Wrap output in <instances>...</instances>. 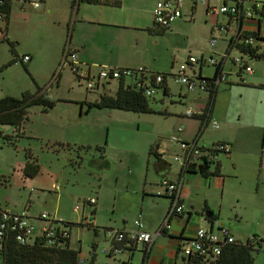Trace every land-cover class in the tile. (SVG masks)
I'll return each instance as SVG.
<instances>
[{
  "label": "crops",
  "instance_id": "0c3cea01",
  "mask_svg": "<svg viewBox=\"0 0 264 264\" xmlns=\"http://www.w3.org/2000/svg\"><path fill=\"white\" fill-rule=\"evenodd\" d=\"M35 1L38 2L36 7L30 0L17 1L14 6L11 5L7 20H0V42H10L13 52L2 67L20 62L31 74H39L37 63L40 61L37 59L36 62V58L43 51L41 62L48 69L47 76L42 80L45 83L40 87L37 85L35 92L30 89H22L20 92L35 95L40 89L54 100L53 108L47 111L41 108L47 119L48 113L57 109L56 102L70 101L79 108L80 114L85 112V115L100 110L90 104L97 101L101 94L114 95L116 89V83L111 82L97 90L76 92L73 82L78 81L66 65L60 66L67 43L71 51L77 53L79 67L89 76L96 75L102 66H142L152 72L175 73L178 64L189 56L197 59L194 65H189L190 72L194 70L202 77L211 78L215 74V65L218 64L220 75L226 76L218 84L210 110V119L217 122V127L209 122L203 125L200 119V110L207 101V95L197 92L190 93V97L182 92L183 86L176 85L178 97L170 100L192 106L195 114L188 119L193 122L173 125L169 136L170 145L162 146L157 140L151 139L141 148L142 152L135 165L132 163L127 166L128 178L136 180V183L132 189L127 190L125 196L114 197L106 204L101 186L97 184L96 198L90 196L82 201L80 227L91 231L93 237L85 247L82 239L75 245L74 249L79 251L80 258L92 260L93 264H190L182 249L194 238L197 229L217 230V224L220 223L228 226L234 238L241 241L252 235L264 237V58L250 60L248 65L253 72L244 70L240 74L238 65L233 63L239 53L228 42L238 33L240 23L226 14L208 11L209 7L222 5L239 6L243 12L253 10L255 20L243 22L242 30L256 31L264 38V0H184L181 18L163 33H157L159 29L154 27L153 22L152 10L157 0H104L117 2L116 5L88 4L78 0ZM174 36L175 40L172 39ZM212 37L216 38L213 46L209 43ZM166 39L171 42L173 49ZM25 40L31 44L18 54L15 45ZM202 40L208 48L201 47ZM258 45L264 47V42ZM25 55L30 56V59L23 62L22 57ZM166 60L170 63L169 70L164 67ZM204 67L210 68V72H204ZM171 90L172 86L168 82V97L173 94ZM4 96L15 97L12 94ZM153 110V113L172 114L167 108L163 111ZM173 113L184 117L183 111ZM61 114L64 116L65 113ZM180 124L184 128L178 132ZM188 126L192 129L189 132ZM22 130L24 136H28L24 125ZM206 131L210 134L205 136ZM97 133L99 136L94 143L78 140L79 136L75 137L74 134L59 137L51 132L29 133V137L43 139L49 144L48 150L53 155L63 152L74 154L68 161L73 168L77 165V172L74 171L73 177L64 171L58 172L56 176L52 175L51 185L54 184L53 178L56 180L57 177L63 182L71 177L76 182L85 183L78 170L82 168L87 154L92 157L89 163L93 168L110 170L111 164L104 155V149L102 154L92 152L93 147L100 146L104 138L106 143L109 142V126L104 124ZM173 134L178 136V141L171 139ZM188 143L208 148L219 144L229 145L227 152H217L215 161L219 167L218 174L183 172L179 163L172 165L170 160H166V155L173 151L175 161L174 156L181 153L182 144ZM75 145L79 146L77 150L74 149ZM85 146H90L91 149L83 151L81 147ZM26 154L21 170L23 176L37 178L40 171H43L42 164L33 156L31 149ZM28 156L35 158L39 164V171L33 177L25 176L23 172L25 164L31 162ZM50 177L51 175L42 176L40 184L47 182ZM163 180L179 182L178 198L183 204V213L168 220L170 192L162 183ZM97 181L99 183V178ZM39 186L45 188L44 185ZM125 188H128V183ZM89 198H93L95 202L90 203ZM85 205L89 207V213L95 216V222L84 219ZM238 205L244 208L243 213L239 211ZM6 208L15 212L22 209L15 203L11 206L6 203ZM45 208V212L55 214L52 218L64 219L59 216L57 206L52 211L48 204H45ZM103 208L108 217L104 224L97 221ZM32 209V215H37L38 212ZM109 210L111 214H108ZM206 213H211V216L206 217ZM137 217H140L145 230H162L151 246L145 249L141 243H136L126 246L118 254L103 253V247L109 248L114 244L109 232L133 229V221ZM34 220L36 224H40L39 220ZM243 220L247 227L241 225Z\"/></svg>",
  "mask_w": 264,
  "mask_h": 264
},
{
  "label": "rangeland",
  "instance_id": "374dc122",
  "mask_svg": "<svg viewBox=\"0 0 264 264\" xmlns=\"http://www.w3.org/2000/svg\"><path fill=\"white\" fill-rule=\"evenodd\" d=\"M16 3L17 1H14L12 6ZM175 38V36L172 37L173 40ZM166 40L173 49L171 42L168 39ZM200 43L201 47L208 48L203 40ZM30 44L26 40L21 41L15 45V49L19 54ZM11 46L12 44L7 40L0 42V67L6 64L13 55ZM260 49L264 50V47ZM42 52L40 51L36 58V62H38L37 59L40 61L37 63L39 74L35 72L31 74L20 62L16 65L0 69V98L5 94L20 97L22 89H30V91L35 92L38 86L40 87L45 83L42 80L47 76L48 69L41 62L44 57ZM169 66V60H166L164 67H167L169 70ZM204 72H210V68L204 67ZM168 82L172 86V96L162 97L160 93L157 94L152 107L153 109H161L162 111L167 108L172 111V114L168 112L167 114L135 113L116 109H100L85 115V112L80 114L79 108L77 109L74 103L68 101L64 103L56 102L57 109L48 111L49 118L47 119L44 116L45 112H41V107H31L28 118L24 123V129L28 136L16 138L15 147L0 144V206L6 208V203L10 206L15 203L20 205L22 209H28L29 212L33 208L36 213H46L54 217V213L45 212V204H48L51 206V211L53 207L57 206L59 216L64 217V219H61L67 222L78 223L83 211L82 201L90 196L96 198V192H98L97 184L101 186L106 204L111 202L114 197L125 196L127 190L132 189L136 183V180L128 178L127 166L132 163L135 165L137 158H139L142 152L141 148L145 147V144L151 139L157 140L162 146L170 145L169 136L173 125L179 124V122H184L185 124L193 122L188 117H181L179 114L173 113L179 110L183 111L185 105L180 104L181 102H178V100H170L178 97V87L170 80ZM73 83L76 92L85 93V82L83 80L79 83L76 81ZM79 84L80 87L78 86ZM113 87H115L114 84ZM182 92L190 95L185 87L182 88ZM89 94L91 95V93ZM61 113H65L64 116ZM104 124L109 126V142L106 143V138H104L101 140L102 144L100 147H103L104 155L109 160L111 168L110 170L102 171L93 168L89 163L92 157L87 154L85 160L82 162V168L78 170L79 176H83L81 180H84L85 183L76 182L71 178L74 176V171L77 172V169H75L77 165L73 168L68 161L74 155L73 152L69 154L63 152L57 156L53 155L48 150V146L50 145L46 144L43 139L29 137V133L32 135V132L35 131H40V133L51 132L59 137H70L74 134L75 137L79 136L78 140L81 139L85 142L94 143L93 141L98 139L97 136H99V133H97L99 127L101 128ZM58 126H61V128H58ZM187 129L189 132L191 126H188ZM0 132L12 134V128L7 125H0ZM209 134L208 131L204 133L205 136ZM1 142L2 139L0 138ZM78 147L75 145L74 149L77 150ZM29 149H31L33 156L37 157L42 164L43 171H40L37 178H25L21 171L25 162L26 151ZM92 150V152H95L94 149ZM172 153L173 151L166 155V160H170L172 165H176L178 162L173 161ZM63 171L65 174L69 173L71 177H68L64 182L58 180V177L56 180L53 178L54 184L51 185L52 175L56 176L58 172ZM90 174L94 178L89 177ZM50 175L51 177L47 182L44 181L40 184L39 180H41L42 176L49 177ZM98 178L99 183L97 181ZM87 182L90 183L87 184ZM127 183L128 188H125ZM39 185H44L45 188H40ZM75 206H79V208L74 209ZM238 208L241 213L244 212V208L241 205H238ZM84 210V219L89 220V218L93 217L91 222H95V216L89 213L87 205H85ZM108 214H111V210H109ZM97 218L99 223L104 224L108 218L107 211L103 208ZM244 221L241 222V225L247 227V224L243 223ZM91 237H93L91 231L80 227V225L73 226L70 229L71 246L73 248H75V245L81 239L84 241L85 247ZM253 264H264V251L255 255Z\"/></svg>",
  "mask_w": 264,
  "mask_h": 264
},
{
  "label": "trees",
  "instance_id": "16d2710c",
  "mask_svg": "<svg viewBox=\"0 0 264 264\" xmlns=\"http://www.w3.org/2000/svg\"><path fill=\"white\" fill-rule=\"evenodd\" d=\"M14 1L20 0H0V20H7L11 5ZM74 1V0H73ZM88 4H106L116 5L117 2H107L104 0H78ZM203 1V0H202ZM184 4V3H183ZM228 6V5H227ZM183 7V6H182ZM230 7V6H229ZM154 8V7H153ZM240 9V12L231 13L229 11L221 13L226 14L230 18L240 23L238 33L229 39V44L233 46L239 53L240 63L233 62L239 67L240 74L248 66L250 60H259L264 58V50L260 49L258 44L264 42V38L259 36L256 31L242 30L243 22H251L255 20V12L251 11V15L245 14L246 11ZM153 15V10H152ZM182 16V8H181ZM181 18V17H179ZM175 19L173 22L178 20ZM154 22V20H153ZM169 26H159L154 23V27L159 29L157 33H163ZM30 57V56H29ZM190 57V56H189ZM189 57L184 62L178 64L177 71L181 64L185 65V72L189 76V79L194 80L197 85L194 91H189L185 85H179L173 82V77L177 73H165V72H152L143 67L142 71L135 68H130L132 73L128 79H125L123 75L119 76L116 81H109L116 83V89L114 95L101 94L99 99L92 104L93 108L98 109H116L123 111H130L135 113H153L152 103L155 101L156 95L162 96L168 95V81L183 86L189 93H205L207 95V101L200 110V119L205 125L211 123L210 110L213 101L214 94L217 91L218 84L223 82L220 76V66L216 64V70L213 77H202L194 70L189 71V65H194L197 62H190ZM8 63L7 65L11 64ZM128 68V67H126ZM161 75V80L157 81L156 77ZM226 78L225 74H223ZM219 76V77H218ZM240 77V76H239ZM217 78L220 80L217 82ZM127 80V81H126ZM203 85L201 89L200 86ZM149 90H153V93H149ZM93 91V90H87ZM182 98V96H181ZM55 105V101L48 98L45 93L40 89L37 93L28 94L24 93L20 97L4 96L0 98V125H7L12 128V134H3L0 132V138L2 142L0 144L6 146L15 147L16 138L24 136L25 133L22 127L28 118L30 108L33 106H39L44 111H47ZM192 107L190 105L185 106L183 110L184 117L186 116L184 111ZM161 114H167L165 112H157ZM4 143V144H3ZM1 148V146H0ZM82 149H89L90 146L81 147ZM91 149V148H90ZM93 149L100 154L103 152V148L100 146H94ZM210 150V148H207ZM28 153V152H27ZM27 156V154H26ZM31 158L30 156H28ZM160 161V159H158ZM218 163L215 160H210L207 156L197 158V161L188 163L186 169L182 168L183 172H200L202 175L218 174ZM39 171V164L35 158H31V162H27L24 166L23 172L25 176L33 177ZM52 217V216H51ZM210 220H213L211 218ZM79 223L67 222L65 220H51L50 227L53 229V236L47 238L43 234L36 232L32 236L27 237L24 242H20L16 238V233L13 231H6L3 236L0 237V264H93L92 260H84L80 262L79 251L75 250L70 245V229L73 226H79ZM208 231H212L211 229ZM234 238V236H233ZM115 244V242H114ZM125 250L126 244L122 243ZM128 243V245H132ZM220 248V253L215 254L213 252V243L206 244L204 251H195L191 255L187 256L190 264H253L255 255L264 251V237L260 235H252L245 241L235 239L231 242L223 240L216 243Z\"/></svg>",
  "mask_w": 264,
  "mask_h": 264
},
{
  "label": "built area",
  "instance_id": "2783aa9c",
  "mask_svg": "<svg viewBox=\"0 0 264 264\" xmlns=\"http://www.w3.org/2000/svg\"><path fill=\"white\" fill-rule=\"evenodd\" d=\"M21 1V0H20ZM32 1L33 5L36 7L38 6V2L35 0ZM184 0H157L154 8H153V20L155 24L159 26H169L171 22L175 19L181 17V8L183 6ZM257 5V4H256ZM208 11L211 13H224V12H231V13H239L240 9L239 6H227L222 5L219 7H209ZM245 14L250 16L252 13L250 10L246 11ZM1 18V17H0ZM216 42V38L212 37L209 43L213 46ZM30 59L28 55L22 57V61L26 62ZM190 62H196V58L190 56ZM236 63H240L241 59L236 57L234 59ZM66 65L69 71L72 73L74 79L78 82L84 81L85 82V90H97L98 88L103 87L109 81H116L119 76L123 75L125 79L130 76L132 73L130 68H120V67H108L102 66L99 68L96 75L89 76L84 70L79 67V60L77 53L71 51L68 43L65 45L63 49V56L61 60L60 66ZM139 71L143 70L142 66L135 68ZM245 70L249 73L253 72L251 66H246ZM219 77V76H218ZM220 79H225L224 75L220 76ZM217 78V82L220 80ZM157 81L161 80V75L156 77ZM173 82L179 85H185L189 91H194L197 83L194 80L189 79V76L185 72V65L181 64L175 76L173 77ZM203 88V85L200 86ZM149 93H153V90H149ZM192 107H188L184 114L186 116H191L193 114ZM213 127H217L218 124L216 121H212ZM184 128L183 124H180L177 127V131H181ZM171 139L173 141H178V136L176 134L171 135ZM181 146V153L179 155L174 156V160L178 162L181 166V169H186L188 163L197 161V158L202 156H207L210 160H216L217 152H227L229 150L228 144H219L217 146H213L208 150V147L200 146L196 143H188L182 144ZM166 187L167 190L170 192V205L167 212V219L170 217L179 215L183 213V204L179 201L178 198V191H179V182L177 181H169L163 180L162 182ZM90 203H94L95 200L93 198H89L88 200ZM78 206H75L74 209H78ZM37 219L40 221V224H36L35 220ZM57 220L52 218L50 215L46 213H38L37 215H32L28 209H22L20 211H11L5 207L0 206V237L5 234L6 231H13L16 233V238L20 242H24L27 237L32 236L34 233L39 232L43 234L45 237L49 238L53 236V229L50 227V221ZM60 220V219H59ZM217 224V223H216ZM218 225L217 230L208 231L204 228H199L195 232L194 238L185 245L182 249L183 254L185 257L191 255L195 251H204V247L206 244L213 243L212 249L215 254L220 253V248L216 244L223 240L231 242L234 240L233 234L230 228L226 225ZM167 226H169L167 224ZM162 232L161 229L155 232H149L143 228V223L140 217H137L133 221V229L131 230H113L109 232L111 233V240L113 243L112 246L103 247V253H121L123 252V244L128 246V243H141L145 249L149 248L154 241L155 237ZM80 262H84L82 258L79 260Z\"/></svg>",
  "mask_w": 264,
  "mask_h": 264
},
{
  "label": "water",
  "instance_id": "95a60500",
  "mask_svg": "<svg viewBox=\"0 0 264 264\" xmlns=\"http://www.w3.org/2000/svg\"><path fill=\"white\" fill-rule=\"evenodd\" d=\"M205 216H206V217H209V216H211V213H210V214H209V213H206ZM91 220H92V217L89 218V221H91ZM220 225H222V223H220Z\"/></svg>",
  "mask_w": 264,
  "mask_h": 264
}]
</instances>
